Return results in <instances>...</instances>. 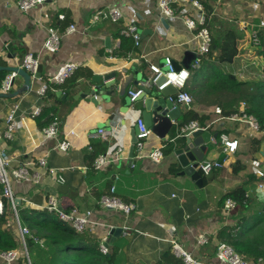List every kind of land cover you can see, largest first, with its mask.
<instances>
[{"label":"crops","instance_id":"0c3cea01","mask_svg":"<svg viewBox=\"0 0 264 264\" xmlns=\"http://www.w3.org/2000/svg\"><path fill=\"white\" fill-rule=\"evenodd\" d=\"M17 1L0 0V66L21 68L24 56L31 53L39 58L40 74L47 83L59 67L67 63L78 66L66 84L56 86L50 83V90L43 100H39L37 94L41 86L39 81H33L29 93L15 98L0 97L2 131L13 107L19 105L16 113L19 125L14 138L3 139L0 151L11 161L12 168L27 166L44 175L40 186L14 184L15 195L20 200V217L28 209L43 211L47 196L57 194L65 209L94 210L95 220L121 226L123 221L118 220L113 211L103 210L98 204L101 195L115 185L117 195L123 201L135 204L137 210L127 221L131 234L116 238L109 249L111 252L117 245L118 251L130 264H166L170 256L177 260L169 242L171 236L203 264H218L217 245L222 242L232 245L233 239L264 255V192L259 191L262 183H255L256 173L254 176L244 175L248 164L259 166L257 163L264 158L261 153L264 131L254 134L240 123L221 119L215 112L219 105L202 102L186 90L192 96V103L181 105L171 136L181 135V128L186 124L199 123L191 118V113H195L206 118L205 124L210 127L207 132L218 134L217 139L208 144L204 161L223 159L219 133L239 140L238 151L222 169L209 177L201 173L202 186L199 187L191 177L179 174L182 169L176 165L175 156L166 154L170 144L161 142L153 134L145 142L144 153L164 147L163 161L156 164L148 157L138 158L136 149L130 158L131 132L142 120L140 107L133 109L130 105L126 108L125 102L118 98L108 103L98 102L90 95L84 96L97 86L93 82L94 76L115 73L121 95L129 97V91L140 90V77H152L151 65L163 67L167 57L181 62L186 51H197V33L190 32L182 19V15L194 16L196 11L190 6L174 5L175 16L165 17L161 14L158 0H57L24 13L17 6ZM205 1L212 9L211 18L217 24L234 22L243 27L245 37L239 41V54L232 64H224L222 70L236 75L241 81H250V77L245 78V70L252 69V65L264 66L257 47L255 50L248 47L251 31L255 34L257 29L264 27V0ZM110 7L121 9L123 17L118 23L104 15L95 20L98 13L106 12ZM61 14L65 15V20L58 18ZM71 25L76 27V31L67 34ZM49 27L62 35L61 49L56 54L44 51ZM128 27H137L140 46H136L132 38L122 35L121 32ZM146 30H152L153 34L147 32L143 35ZM9 54L16 55V58L9 59ZM24 87L23 78L18 76L13 92ZM41 102L46 109L55 110V117L61 123L59 139L71 143L67 153L56 148L57 141L45 139L42 131L46 116H29L34 106ZM101 129L111 131L112 135L107 139L97 137ZM254 140L261 141L258 150L253 148ZM119 147L124 149L125 160L107 165L102 170L94 169L93 163L98 156L111 154ZM44 156L48 158L49 167L59 171L63 183L39 168L38 160ZM172 169L175 173L171 172ZM240 187L246 188L247 206L238 204L235 211L225 215L224 196ZM260 218L262 222L257 224ZM9 226L15 229V221L8 215L6 227ZM107 232L106 227L101 228L97 235H91L100 243ZM203 239L207 242L200 243ZM243 251L242 254L250 257L249 261H255L249 250ZM0 264H4L2 259ZM15 264H27V261L21 257Z\"/></svg>","mask_w":264,"mask_h":264},{"label":"built area","instance_id":"2783aa9c","mask_svg":"<svg viewBox=\"0 0 264 264\" xmlns=\"http://www.w3.org/2000/svg\"><path fill=\"white\" fill-rule=\"evenodd\" d=\"M57 0H18L17 6L19 9L28 13L29 11L44 7L49 2H55ZM98 1V0H90ZM159 9L161 14L165 17H174L175 9L174 5H180L184 7H192L194 9V16L182 15V19L190 32H196V40L198 41V49L194 51L197 53V59L192 63V69L186 70L181 69L176 71L174 69L173 60L171 58H165L164 66L151 65L150 70L152 72L151 81L156 84L157 82L165 79L161 85L158 86L160 91L173 86L177 93L171 97L174 102L180 105H190L192 103V96L185 90L189 81L192 79L193 71H199L202 68L201 58L207 55L212 46V37L209 29L207 28V14L198 0H158ZM100 15L109 17L113 23H118L122 17L121 9L117 7H110L106 12L98 13L95 16V20L100 18ZM60 20H65V15L61 14L58 16ZM76 27L71 25L67 29V34L74 33ZM122 35L128 38H132L136 46H140L141 37L138 33L137 27H128L124 29ZM256 45L259 44L258 38L255 35ZM62 45V35L53 27L48 28V38L44 43V51L48 54H56L60 51ZM22 69L28 72L31 76L32 81L41 82V86L37 91L39 100L46 98L49 90L50 83L56 86L64 85L67 80H69L78 70V66L74 63H67L59 67L57 73L52 77L50 82H45L41 74L39 73V58L35 57L31 53H27L24 56L22 62ZM18 77L16 72L9 73L2 82L0 92L4 94L13 93L15 87V80ZM142 90L129 91V98L131 103H133L141 94ZM19 109V105H15L6 119L7 126L4 131L1 129L0 121V142L5 140H12L14 138V133L18 128L19 122L16 120V113ZM45 106L43 103H39L34 106L33 110L29 113L31 118L41 117ZM217 115L221 116V119H229L233 122L240 123L246 126L254 134L261 133V125L259 120L252 114L248 113V106L246 103H242L238 112L233 113L229 116H225L222 109L217 107L215 110ZM138 135L137 143L135 144V149L137 151V157L143 158L148 157L154 163H161L165 157L164 147L154 148L147 154L144 153L145 142L152 135V131L147 129L142 120L137 122ZM61 123L57 117L48 126L43 128V135L46 140L57 141V149L61 152L67 153L71 148V143L67 140H60L61 135ZM206 128H202L198 122H191L184 125L181 128V135H186L187 133H193L197 130L206 131ZM111 131L101 129L96 134L97 137L102 139H107L111 136ZM220 140L222 142V160L217 161H203L198 165V171L203 175H209L210 173L222 169L225 164L230 160L231 156L234 155L239 149V140L231 138L228 135H221ZM216 143V141H214ZM125 160V153L122 147H119L116 151L108 155L98 156L93 163L95 170H102L115 162H120ZM258 164V163H257ZM38 166L40 169H45L49 175L54 176L59 183H63V177L59 174L57 169L51 168L48 165L47 156L41 157L38 160ZM256 175L259 179H264V171L258 169ZM44 175L40 171L31 170L27 166L12 168L11 161L7 156L0 151V186L2 187L0 196V218L5 213V201L8 204V215L15 221V235L19 242V250H12L8 252L0 251V259L4 261V264H15L18 260L24 258L27 264H32L29 250L27 246V238L32 237V232L29 227L25 226L21 222L19 204L17 203V197L14 192V184L29 183L31 185L40 186L43 183ZM119 177H116L118 180ZM260 189L264 188V184L259 185ZM247 197V196H246ZM99 206L103 210H110L115 213L118 220H122L123 224L121 226L112 224L106 225L99 220L94 219V210H80L78 208H72L70 210L65 209L57 194H49L46 199L45 206L42 207L43 211H47L51 214H55L60 221L66 225L72 227L76 232L90 233L97 235L101 228H108V232L100 240V251L102 254L107 255L110 252L109 246L105 243L109 241L111 231L113 229L121 228L122 234L124 236H129L131 234V228L128 226V219L137 210V206L133 203H128L123 201L117 195L116 186L113 185L109 191L101 195L99 199ZM238 208V203L234 199H227L224 204V213L228 215ZM12 215V216H11ZM172 234V231L171 233ZM39 243L38 239H34ZM169 242L172 245L173 255L183 264H203L199 259L195 258L184 246L178 243L173 236L170 237ZM207 240L203 239L200 243H206ZM216 258L218 264H264V259L260 258L257 261L246 260L243 256L237 253L233 246L227 243H219L216 249Z\"/></svg>","mask_w":264,"mask_h":264},{"label":"trees","instance_id":"16d2710c","mask_svg":"<svg viewBox=\"0 0 264 264\" xmlns=\"http://www.w3.org/2000/svg\"><path fill=\"white\" fill-rule=\"evenodd\" d=\"M207 14V28L212 37L210 52L201 58L202 68L192 75V79L185 90L194 93L197 97L209 105H219L225 116L236 113L242 102L248 106V113L254 115L260 122L261 131H264V78L250 81H241L236 75L222 70L224 64H232L239 54V41L245 37V32L236 23L224 22L217 24L212 16V9L205 0H198ZM211 18V19H210ZM259 45L257 54L264 59V27L255 32ZM264 73V69H263ZM8 72L0 71V89ZM74 76V75H73ZM72 76V77H73ZM71 77V78H72ZM70 80V79H69ZM67 80L65 84L69 81ZM189 113V112H188ZM187 113V114H188ZM47 117L46 126L55 119V110L45 108L42 114ZM194 121H199L202 128H206V118L191 113ZM207 130H210L208 126ZM222 135L219 133V136ZM253 148L258 150L261 141L254 140ZM166 154L173 153L171 145H167ZM236 171V169H235ZM175 173V169L171 170ZM0 191L2 187L0 186ZM234 199L240 207H246L249 202L246 197V188L240 187L226 194L222 200ZM247 202V203H246ZM8 204L5 201V213L0 218V251L8 252L19 249L20 245L14 232V228L7 226ZM22 224L29 227L32 237L27 238V246L32 264H130L118 251L117 245L113 251L104 255L100 251L99 240L90 233L80 234L72 227L58 219L55 214L47 211L25 210L21 214ZM262 222L261 218L257 224ZM43 241V246L34 239ZM234 250L250 260L243 250H249L251 258L257 261L264 255L254 251L246 243L242 244L235 239L231 241ZM249 247L248 249H246ZM245 248V249H244ZM46 253L48 257H43ZM166 264H183L180 260L169 257Z\"/></svg>","mask_w":264,"mask_h":264},{"label":"water","instance_id":"95a60500","mask_svg":"<svg viewBox=\"0 0 264 264\" xmlns=\"http://www.w3.org/2000/svg\"><path fill=\"white\" fill-rule=\"evenodd\" d=\"M165 25V21L162 20ZM153 34L152 30L144 31L143 35ZM9 59L16 58V55L9 54ZM20 58H22L20 56ZM197 59V53L193 51H186L184 59L181 62L173 61L174 69L180 71L181 69L191 70L192 63ZM0 71L3 72H16L18 76L22 77L25 82V87L20 91L13 92L11 94H0L3 98H15L20 95L29 93L33 88V81L28 72L20 67H3L0 66ZM39 73H41V67L39 68ZM142 84H140V90L143 93L133 102L130 103V98L128 96L121 95V88L118 83H116V74L111 73L104 77L94 76L93 82L97 84L84 96L90 95L92 98L98 102L106 101L110 102L111 99L118 98L119 101L125 102V107L129 108L130 105L133 109L140 107L142 110V121L147 129L152 131L153 136L158 138L161 142L169 143L173 148V155L176 158V165L179 166L182 171L179 173L181 176H188L196 183L197 186H202V175L197 170L198 165L204 161L205 153L208 150V144L212 139H217L218 134L212 135L210 132L197 130L193 133H187L186 135H176L171 136V131L174 127V123L178 120L181 110V105L174 102L171 97L177 93V90L170 86L167 89L160 91L158 86L165 82V79L154 84L150 78H139ZM147 86H145V85ZM60 94H63L61 91ZM93 103L95 101L93 100ZM138 126L136 125L131 132V148H130V158H133L135 144L137 143ZM264 155V142L263 151ZM214 175L210 173L206 177ZM17 203L20 204V200L17 199ZM122 229L117 228L111 231V237L108 242L105 243L106 246H110L116 238L121 237Z\"/></svg>","mask_w":264,"mask_h":264},{"label":"rangeland","instance_id":"374dc122","mask_svg":"<svg viewBox=\"0 0 264 264\" xmlns=\"http://www.w3.org/2000/svg\"><path fill=\"white\" fill-rule=\"evenodd\" d=\"M240 28L242 29V30H244L243 29V27L242 26H240ZM255 35L256 34H254L252 31H251V33L249 34V38H248V47L250 48V50H255V48L256 47H258V45H256L255 43H254V41H255ZM252 69L251 68H247L246 70H245V74H246V79H247V77H250L249 79L252 81V80H256V79H262V78H264V75H263V69H264V66H262V65H258V67L256 66V65H252ZM254 69V70H253ZM245 81H247V80H245ZM242 103H244V102H242ZM241 103V104H242ZM240 104V105H241ZM257 160V159H256ZM261 160H262V162L261 161H259L258 162V165L259 166H257L256 164H253V163H251V165L250 164H248L247 165V168L245 169V173H244V175H255V173H256V170L257 169H264V158H261ZM252 162H253V160H252ZM256 177V179H254V181H255V183L256 184H259V183H263L264 184V181H263V179H259L258 177H257V175L255 176ZM259 191H263L264 192V190H262V189H260ZM262 192V193H263ZM39 240V239H38ZM39 244H41V245H43V241L42 240H39ZM43 248L42 249H44V250H46L45 248H44V246H42ZM46 253H43V255H42V258L43 257H47V255H45Z\"/></svg>","mask_w":264,"mask_h":264}]
</instances>
